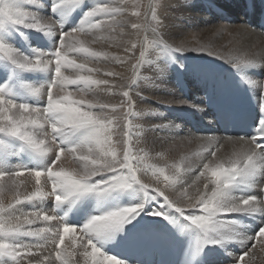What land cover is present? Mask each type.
<instances>
[{
	"label": "snow or ice",
	"instance_id": "snow-or-ice-1",
	"mask_svg": "<svg viewBox=\"0 0 264 264\" xmlns=\"http://www.w3.org/2000/svg\"><path fill=\"white\" fill-rule=\"evenodd\" d=\"M196 3L149 0L147 11L142 12V0H134L131 14L143 16L144 22L130 25L137 39L128 41L127 55L120 56L92 45H116L118 30L122 36L128 26L122 19L128 14V0H0V194L8 187L15 189L10 202L0 198V264H147L130 262L107 250V243L121 233H126L122 242L145 250L158 244L184 249L187 244L181 264H208L209 257L216 255L232 257V264H245L249 258L251 264L254 257L246 249L264 245V79H255L251 73L264 69V56L225 55L199 40L166 38L162 17ZM228 3L246 16L259 9L264 21V0ZM210 7L224 12L214 4ZM46 8L50 15L44 14ZM78 10L82 11L79 23L65 30ZM28 32L54 39L53 47H31ZM17 37L28 44V51L17 46ZM189 52L214 57L234 71L239 86L257 102L260 115L254 134L194 135L189 130L182 135V125L173 120L161 119L149 129L140 123L144 117L165 115L149 101L169 107L187 105L201 112L207 107L175 96L149 100L141 89L140 82L160 87L157 81L170 72L189 71L185 57ZM100 62L130 63L131 76L119 86L113 80L99 79L102 70L92 65ZM191 70L204 87V99L226 90L225 82L208 68L193 66ZM147 71L150 77L145 76ZM26 73H42L47 79L29 82ZM103 75L120 76L113 71ZM101 89L119 95V103L98 99ZM139 103L146 106L139 108ZM221 114L229 119L232 109L224 104ZM146 131L163 133L162 141L171 143L197 142L201 151L194 155L199 163L195 168L185 167L188 157L182 156L179 163L147 164L150 154L138 146ZM226 143L232 144V152L218 155ZM66 154L76 167L64 166ZM191 172L197 174L189 183L183 176ZM149 173L155 184L141 178ZM22 177L34 182L32 191H20L26 183ZM201 179L202 190L196 186L191 195L189 188ZM169 191L177 193V198H171ZM129 192L140 193L142 198L109 206ZM90 198L97 207L87 219L69 222V214L79 213ZM49 201L50 210L37 206ZM154 202L156 207H151ZM189 233L194 242L183 239ZM49 243L52 249L45 252ZM237 247L244 249L238 256Z\"/></svg>",
	"mask_w": 264,
	"mask_h": 264
},
{
	"label": "bare ground",
	"instance_id": "bare-ground-1",
	"mask_svg": "<svg viewBox=\"0 0 264 264\" xmlns=\"http://www.w3.org/2000/svg\"><path fill=\"white\" fill-rule=\"evenodd\" d=\"M202 1L205 2V0H197V3L195 5L191 6H181L177 9L170 10L169 14L166 17H162L164 20V24L166 25L165 31L167 33L166 38L170 37L171 40L180 41V40H192L193 42L195 40H199L202 44H210L213 46L214 49L219 50L222 54L229 55V54H239V55H248V56H264V37L260 35L257 31H252V29L248 27L247 24L244 23L245 17L244 14L234 9L229 3L228 0H209L210 4H215L217 8H223L224 12L219 14L221 15H228L231 17H236L238 24L236 28L231 27L232 25H219V21H217L218 18H215L212 14V10L210 7L204 6L202 4ZM87 7V5H86ZM207 9L208 12H206L204 9ZM45 15H49L48 8L43 10ZM78 20L76 21V15H71L68 22L65 24L67 27V30L71 27L76 26L79 23V20L82 16V11L78 10ZM191 17L189 27L187 30H185L184 27H182V23L185 21V19ZM122 19L125 20L126 24L128 26L125 27L123 35H119V30L117 32L118 40L115 46L109 47L108 43L106 42H99L97 44L92 45L96 49H106L111 52H115L119 54L120 56L127 55L124 52V47L127 46L128 41H134L137 39V33L135 30L131 29L130 25L134 23V20L128 16V14L123 17ZM220 19V17H219ZM223 22H226V19H223ZM201 24L203 31L197 29V26ZM219 25V26H218ZM221 26H226V30H218L221 28ZM193 27L194 30L191 32L189 31V28ZM187 59L186 63L189 67V70L192 71L193 67V60L196 58L202 59L204 66L203 67H209L213 68L212 65H222L229 66L227 63L217 60L214 57H210L204 54L189 52L186 53ZM93 67H97L102 70L101 73L97 74V78L99 79H110L113 80L117 86L126 83L127 78L131 76V70L128 67L129 64L120 65L114 62H100L98 64L92 65ZM123 68V70H120L119 68ZM107 71H113L116 73H119L120 76L116 78L106 77L103 75V72ZM145 76L150 77L152 75L151 71H147L144 73ZM120 77H122L124 80L121 81ZM186 77L185 71H178V72H170L169 75L163 80V81H157V84L160 85V87H154L149 82L144 81L141 83V89L144 91V95L149 98V100L153 99L156 96H168L172 97L175 96L176 98H183V95L187 98L191 97V94L194 93L193 89L187 90L183 84L179 81L180 79ZM171 89L172 91H169ZM115 91V90H114ZM183 94V95H182ZM93 97H88V99H92ZM97 98L100 99L102 102L111 103V104H117L119 103L121 97L119 95H110L107 91L104 89H101L98 91ZM152 103V106L159 107V105L155 101H149ZM145 103H139L138 107L143 108L145 107ZM183 107V106H179ZM162 110V109H161ZM165 114H169L172 118V115L167 110H162ZM153 117H144L143 120L140 121L145 127V129H149L151 125V119ZM158 119V117H155ZM182 119V118H181ZM183 120V119H182ZM168 121V120H164ZM160 120L158 119L159 123ZM182 126L181 132H184L187 134L188 129ZM185 130V131H184ZM155 135V139L151 140L150 144H147L145 140H142L144 142V146L149 149L151 148L153 152L161 154L158 155V157L161 160H157L156 162L161 163V166L164 164H172V163H179L180 158L182 156L188 157V161L185 163V167H188L190 164L191 167L195 168L196 165L199 163V158L194 155V153L201 151L200 145L197 142H177V143H169L167 141H162L161 137L164 135L163 133H152L150 131H146L145 135ZM145 137V136H144ZM117 139H119V136H117ZM166 142L168 144H166ZM139 147H143V145L139 144ZM152 146V147H151ZM120 147V145H118ZM233 146L230 143H226L224 147L221 149V152L218 153V155H228L232 152ZM157 155V154H156ZM65 166V165H64ZM77 165L73 163L72 165L66 164L65 167L67 168H73ZM172 169H169V172H171ZM198 171V170H197ZM196 172L187 173L183 176V179L187 180L189 183H191L192 180L195 179ZM145 183H148L147 180L153 181L156 183L155 178L149 173L142 175L141 177ZM199 186L202 190L203 186V179L197 182V185H194L192 188H189V193L191 195H195V187ZM15 189L8 187L6 190L0 194V198H2L6 203L10 202L12 200L11 193H14ZM132 198L135 200H138L142 198V194L140 193H132ZM168 194L171 198L175 199L177 198V193L169 191ZM138 195L140 198H138ZM123 197V196H121ZM132 202L129 200L128 203L125 202L124 205L129 204ZM123 205V206H124ZM156 207V206H152ZM52 246H47L46 249H44L45 252L51 251ZM264 252L257 255L258 258V264H261V258H263ZM264 262V261H263Z\"/></svg>",
	"mask_w": 264,
	"mask_h": 264
},
{
	"label": "rangeland",
	"instance_id": "rangeland-1",
	"mask_svg": "<svg viewBox=\"0 0 264 264\" xmlns=\"http://www.w3.org/2000/svg\"><path fill=\"white\" fill-rule=\"evenodd\" d=\"M133 2H134V0H128V4H127V7H128V16L129 17H131L133 20H134V23H143L144 21H143V16H141L140 18H137V17H135V16H133L131 13H132V10H133ZM161 2L162 3H164V2H166V0H161ZM142 3L145 5V7L141 10L142 12H145V11H147V5H148V3H149V0H142ZM202 4L204 5V6H207V7H210V5H213V4H210L209 3V0H205V2L204 1H202ZM215 5V4H214ZM210 9L213 11V9L214 8H212V7H210ZM206 12H208V10L205 8L204 9ZM191 17H189V18H187V19H185V21L181 24L182 25V27H184L185 28V30H187V28L189 27V23H190V19ZM218 20V19H217ZM226 24H228V25H232L231 27H234V28H236V26H237V24H238V21H237V23L236 24H233V23H231V24H229V23H226V22H221V21H219V25H226ZM218 25V26H219ZM197 29H198V31L199 30H201V31H203V28H202V26H201V24L199 25V26H197ZM194 30V28L193 27H190L189 28V31H193ZM136 32V31H135ZM137 33V32H136ZM141 35H142V33H141ZM137 55H138V50H137ZM185 57H186V59H187V56H186V54H185ZM195 59L192 61L193 62V66H195V67H203L204 66V63H203V60L202 59H199V58H196V57H194ZM124 66V65H123ZM129 68H130V63H129V66H128ZM120 70H123V68L121 67V68H119ZM190 76H194L193 75V73H192V71H187L186 72V77H190ZM120 80L121 81H123L124 79L122 78V77H120ZM194 81V80H193ZM186 99L187 100H189L190 102L192 101V99H193V93L191 94V97L190 98H187L186 97ZM185 106V105H184ZM159 107L162 109V110H167V111H169L170 113H171V115H172V118H171V116L167 113V114H165L164 115V117L163 118H160V117H158V119L161 121V119H163V120H173V121H175L176 123H179V124H181L183 127H185V125H184V121L181 119V118H179V114L181 113V111L180 112H178L177 111V108L176 107H179V105H173V106H165V105H159ZM187 107V106H186ZM176 108V109H175ZM181 108H185V107H181ZM117 115H119V113H117ZM158 119H156L155 117H153L152 119H151V124L152 123H157L158 122ZM186 128V127H185ZM187 129V128H186ZM185 129V130H186ZM184 130V131H185ZM148 132V131H147ZM181 134L182 135H186L184 132H181ZM153 139H155V135H149V134H146L145 135V137L143 138V140H145L146 142H147V144H150V142H151V140H153ZM170 143V142H169ZM141 145H143L144 146V142L143 141H141V143H140ZM166 144H168L167 142H166ZM120 147L122 148V145H120ZM152 147V146H151ZM144 149H145V151H147V152H149V154H150V159H148L147 161H146V163L147 164H152V165H156V166H161V163H158V162H156L157 160H161L159 157H158V153H155V152H153L152 151V149L151 148H149V149H147L145 146H144ZM157 154V155H156ZM147 182H148V184H153L152 182L153 181H149V180H147ZM154 184H155V182H154ZM133 192H129V194H128V196H129V200H131L132 202H135L136 200L135 199H133L132 198V194ZM122 196V195H121ZM152 206H156V204H155V202L151 205V207ZM261 260H263L264 261V256H263V258H261ZM263 261H261V264H264V262Z\"/></svg>",
	"mask_w": 264,
	"mask_h": 264
}]
</instances>
